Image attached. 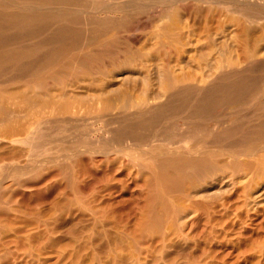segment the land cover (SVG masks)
Segmentation results:
<instances>
[{"label": "bare ground", "instance_id": "6f19581e", "mask_svg": "<svg viewBox=\"0 0 264 264\" xmlns=\"http://www.w3.org/2000/svg\"><path fill=\"white\" fill-rule=\"evenodd\" d=\"M146 11L163 20L149 37L155 40L139 45L142 35L123 36L127 45L118 50L124 51L119 70L99 67L92 73L103 78L95 79L90 72L77 77L78 84L71 88L64 82L60 100L48 94L36 103L25 91L0 97V160L23 157L25 149L41 151L4 174L12 175L17 184L14 197L20 198L21 210L31 214L32 221L15 215V224L0 227V243L18 247L22 256L151 264L148 257L158 259L151 253L152 245L141 248L134 239L124 237L129 216H136L142 230L152 225L161 229L168 210L176 218L185 208L167 195L185 187L188 208L208 199L215 212L221 207L230 209L238 204L231 198L239 190L245 191V203L251 197V171L264 176V155L251 160L264 150V123L239 130L237 111L216 113L226 106L250 109L251 101L264 93V82L250 74L251 63L259 62L264 68V0H0V85L29 88L34 81L38 87V80L45 73L53 76L60 65L86 69L89 62L112 57L117 51L112 46L120 45L108 31L129 28L128 19ZM181 15L190 21L183 23ZM202 17L212 19L202 23ZM76 23L84 24L85 30L78 29ZM136 60L142 62L136 64ZM181 99L186 103H176ZM254 106L256 110L264 107L259 103ZM95 107L118 115L102 128L99 137L93 136L98 132L94 131L90 139L55 138L64 131L62 127H47L62 120L49 121L52 114H74ZM173 117L175 126L169 130L165 125ZM86 152L115 155L107 169L117 172L104 183L103 191L92 194L87 204L79 199L73 202L63 194L44 206V198L71 185L70 175L63 187L60 180L46 183L38 176L51 168L70 173L73 162ZM121 157L137 167L138 178L131 165L119 163ZM82 162L71 185L77 197L89 193L81 179L85 168L89 170L88 161L82 158ZM228 171L235 192L221 200L224 190L218 186ZM237 175L241 178L235 179ZM128 188L133 189L125 197ZM114 193L115 198L111 197ZM66 219L74 235L60 245L62 220ZM197 219L193 215L190 223ZM211 220L219 222L221 218L214 215ZM76 223H81L78 230L73 228ZM171 228L174 231L178 226L173 222ZM159 233L161 250L187 238ZM37 238L51 243V248L38 252L25 249L27 240ZM90 243L97 250H87Z\"/></svg>", "mask_w": 264, "mask_h": 264}, {"label": "rangeland", "instance_id": "374dc122", "mask_svg": "<svg viewBox=\"0 0 264 264\" xmlns=\"http://www.w3.org/2000/svg\"><path fill=\"white\" fill-rule=\"evenodd\" d=\"M222 8L225 10L224 7ZM181 18L183 23H188L190 21V19L184 15H181ZM201 19L203 23L204 20L210 21L212 17H202ZM162 21V17L152 16V12L144 13L138 17H131L127 21L129 28L122 31H115V29L108 31V36H113L116 40L114 43L120 45L118 47L116 45L112 46L117 50L112 57H105V60L101 62H89L86 64L89 66L86 69H80L77 67L64 69V67H60V65L58 66V72L53 76H49L48 73H45V75L38 80V82H40V86L38 87L34 85V81L30 82L31 85L29 88L14 83L0 85V97L7 93L10 94V92L25 91L36 103L44 101L48 94L53 95L55 100H60V97L58 96L62 91V84L64 82L71 84L68 87L71 88V86L78 84L76 81L77 77L87 76L90 72V76L95 79L103 78V76L96 75L95 72L92 73V71L98 70L99 67H104L107 70L113 71L119 70L118 68L121 66L119 64L124 57V51L118 50L122 46L127 45L122 37L139 34L143 36L139 45L145 42L149 44L151 41L155 40L154 37L149 39L152 31H154ZM75 26L80 30H85V25L82 23H76ZM255 33L257 35L259 34L258 31H255ZM164 39L168 42V39L165 37ZM141 62L142 61L140 60L135 61L136 64H140ZM250 66L251 76L255 77L259 83L264 82V68L260 63H251ZM66 88L67 87H65V89ZM262 100L264 101V93L258 94L256 98H254V101H251L252 107L250 109H245L246 106H241L238 109H232L226 106L220 108L216 113L222 114L234 112L235 114L237 111L240 122L239 130H243L247 126L251 125L252 127L255 124L264 123V107L257 110L253 109L255 108V103L264 106ZM176 103L186 102L184 99H181L176 101ZM249 112H251V116L248 114ZM116 116L118 115L115 113L97 110V107L91 109L86 108L78 110L74 114H52L47 117L49 121L56 119L62 120L48 123L47 127L54 128L57 127V125L62 127V130L64 131L55 135V138H63L66 140H70L71 138V140H74L83 136L90 139L91 132L98 131L97 133L94 132L93 134H96L93 136L99 137L102 134V128L108 127L110 125L109 120ZM175 118L176 117H173L168 120L167 125H165L169 130L174 129ZM99 144L100 143H97L95 146H98ZM27 152L29 153L27 154ZM40 152L41 151L38 149H25L23 157L18 159L5 158L0 160V186L2 187L0 188V227H4L3 224H15L16 220L13 219L15 215H20L21 217L26 218V221H29L28 223H30V220L32 221V215L24 213L21 210L20 198L18 196L14 197L17 184H15L12 175L9 174L6 176L4 174L5 172L11 171L15 164H25L28 162L29 157L35 158ZM260 155H264V150L252 156L251 160L254 161L258 159L261 157ZM114 157L115 155L113 153L86 152L73 162L72 171H70V173H59V168L44 169L38 178L44 180L46 183L52 180H60L59 182L62 187L66 183L65 177L69 175V184L72 185V183H75L76 169L83 167L82 158L87 159L90 170H86L85 168L81 178L83 179V183L89 187V193L85 197H77L73 187L68 185L62 190V192H56L52 197L44 198L42 201L44 206H48L54 197H63L64 195H68V198L73 202H75L76 199H79L87 204L91 195L102 192L109 177L116 174L117 171L109 173L108 170L112 165L111 163H114L112 161ZM117 161H119V159ZM120 161V164L131 165L130 169L133 174H135L134 176L137 178L139 177L137 175V167L132 165V162L128 158L121 157ZM39 164V162H33V166L35 167L40 166ZM226 174V178L220 186H218L224 190V192L221 193V200L228 199L227 196L235 192V187H231L233 181L231 178H228L230 177L231 172L228 171ZM237 178H241L240 175L235 177V179ZM236 185L238 184L236 183ZM250 187L251 197L247 203H245L247 200L245 191L239 190L238 194L231 198L232 203L238 204L230 209L221 207L220 210H218L219 212L213 211V208L210 206V200L208 199H205V204L201 203L194 205V208L192 209L188 208V205L186 204L188 201L186 194L188 189L185 187L181 191H174L167 195L168 200H178L185 206L184 210H181V213H179L176 218L172 217L170 210H168L164 214V221L160 225L161 229L158 230L155 225H152L148 227V229L144 228L145 230H142L137 226L136 216L131 215L126 220V227L123 229L124 237L128 241L134 239L133 241H135L141 248L152 245L151 248L153 251L151 253L156 255L158 259L157 261H153L152 256L148 257L151 264H264V176H257L251 171ZM132 189L133 188H128L125 190V197L129 196ZM213 190H215V188H213ZM116 195L117 193H114L111 197L115 198ZM189 210H193L194 213L187 217ZM64 215H68L66 211ZM77 215L78 213H76L74 217ZM193 215L198 217L197 223H190ZM214 215L219 216L221 220L219 222L212 221L211 217ZM67 219L62 220V225H64V227L61 228V233H63L62 236L60 233L54 234L60 235V245H63L64 242L68 241L70 236L74 235L71 233V227ZM76 219L77 218H75L74 221H76ZM173 222L178 226V229L174 231L173 228H171ZM80 226L81 223H76L73 228L78 230ZM30 227V230L34 231L31 225ZM98 229H101V226H99ZM160 231L162 233H170L169 237L175 239L178 237L181 238L184 235L187 236V238H181L176 246H170L169 244L165 245L161 250ZM2 232L3 231H0V233ZM44 242L45 241L41 238L27 240L25 249L30 250L31 252H38L40 249L43 250L44 248L50 249L51 243ZM53 247L56 248L57 246ZM95 248L96 245L92 243L87 245V250H97ZM22 251L23 250L11 244L3 245L0 243V264H97V261H82L80 259H71L68 257L46 258V256H44L45 258H38L34 254L22 256ZM144 255H146V253H144Z\"/></svg>", "mask_w": 264, "mask_h": 264}]
</instances>
